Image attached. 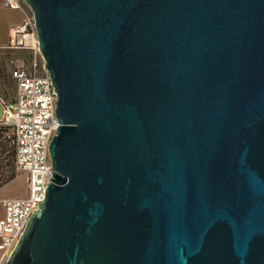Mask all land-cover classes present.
<instances>
[{
    "label": "water",
    "instance_id": "obj_1",
    "mask_svg": "<svg viewBox=\"0 0 264 264\" xmlns=\"http://www.w3.org/2000/svg\"><path fill=\"white\" fill-rule=\"evenodd\" d=\"M24 1L59 126L6 264H264V0Z\"/></svg>",
    "mask_w": 264,
    "mask_h": 264
},
{
    "label": "built area",
    "instance_id": "obj_2",
    "mask_svg": "<svg viewBox=\"0 0 264 264\" xmlns=\"http://www.w3.org/2000/svg\"><path fill=\"white\" fill-rule=\"evenodd\" d=\"M7 9L21 10L23 20L14 27L4 50L29 51L40 56L34 14L24 0H4ZM11 77L15 81V97L0 93L3 118L0 127L8 149L0 153V190L19 176L27 179L26 195L0 198V264H6L23 234L28 219L39 210L51 182L52 164L49 145L58 129L57 95L52 80L33 59L30 66L10 59ZM9 155V156H8Z\"/></svg>",
    "mask_w": 264,
    "mask_h": 264
},
{
    "label": "crops",
    "instance_id": "obj_3",
    "mask_svg": "<svg viewBox=\"0 0 264 264\" xmlns=\"http://www.w3.org/2000/svg\"><path fill=\"white\" fill-rule=\"evenodd\" d=\"M3 3L4 0H0V47L8 45L13 34L14 27L17 26L24 17L21 10L7 9ZM30 55L31 53L29 51L0 49V93L4 97L9 99H13L15 97L16 83L11 77V68L8 64L10 59H17L18 63H23L28 67L30 66L33 59H35L36 62L38 61L37 64L39 67L44 65L43 60L42 63L39 60V57L41 56L36 55L31 58Z\"/></svg>",
    "mask_w": 264,
    "mask_h": 264
},
{
    "label": "rangeland",
    "instance_id": "obj_4",
    "mask_svg": "<svg viewBox=\"0 0 264 264\" xmlns=\"http://www.w3.org/2000/svg\"><path fill=\"white\" fill-rule=\"evenodd\" d=\"M30 56L31 58H33L32 54ZM39 60L42 63L41 57H39ZM1 118H3V115H2V108L0 106V119ZM0 135L2 136L5 135V132L2 129L0 130ZM4 146H5V142L1 141L0 147H4ZM26 190H27V179L24 175L19 176L18 178H15L12 182H10L7 186H5L2 190H0V198H14V197L21 198L26 195Z\"/></svg>",
    "mask_w": 264,
    "mask_h": 264
},
{
    "label": "trees",
    "instance_id": "obj_5",
    "mask_svg": "<svg viewBox=\"0 0 264 264\" xmlns=\"http://www.w3.org/2000/svg\"><path fill=\"white\" fill-rule=\"evenodd\" d=\"M3 130L4 132H5V130L2 128V127H0V130ZM1 141H4L5 142V139H3L2 138V135H0V142ZM8 142L9 141H7V142H5V146L4 147H0V153L2 154L3 152H5L7 149H8ZM9 156V155H8Z\"/></svg>",
    "mask_w": 264,
    "mask_h": 264
}]
</instances>
